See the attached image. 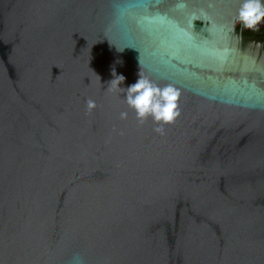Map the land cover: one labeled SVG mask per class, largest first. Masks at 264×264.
I'll return each instance as SVG.
<instances>
[{
  "label": "water",
  "instance_id": "95a60500",
  "mask_svg": "<svg viewBox=\"0 0 264 264\" xmlns=\"http://www.w3.org/2000/svg\"><path fill=\"white\" fill-rule=\"evenodd\" d=\"M243 2L0 0V264H264ZM140 72L180 93L160 132L119 89Z\"/></svg>",
  "mask_w": 264,
  "mask_h": 264
},
{
  "label": "clouds",
  "instance_id": "9594fccd",
  "mask_svg": "<svg viewBox=\"0 0 264 264\" xmlns=\"http://www.w3.org/2000/svg\"><path fill=\"white\" fill-rule=\"evenodd\" d=\"M237 21L246 29L258 31L259 26L264 23V4L261 0H244L238 11ZM124 80V76H117L110 85L119 87ZM119 89L121 92H126L125 100L135 110L137 119L141 123L151 116L161 125L156 129L158 132L162 131L163 125L173 123L180 115L178 107L180 93L171 85L162 88L157 86L148 78L143 77L141 72L136 83L127 89L121 87ZM94 107L95 102L89 100V110ZM126 117L127 113L122 112L121 118Z\"/></svg>",
  "mask_w": 264,
  "mask_h": 264
},
{
  "label": "flooded vegetation",
  "instance_id": "af4514ba",
  "mask_svg": "<svg viewBox=\"0 0 264 264\" xmlns=\"http://www.w3.org/2000/svg\"><path fill=\"white\" fill-rule=\"evenodd\" d=\"M243 32L247 35H257V36H264V23L261 24V26H259V30L258 31H253V30H249L243 27L242 24H240Z\"/></svg>",
  "mask_w": 264,
  "mask_h": 264
},
{
  "label": "trees",
  "instance_id": "16d2710c",
  "mask_svg": "<svg viewBox=\"0 0 264 264\" xmlns=\"http://www.w3.org/2000/svg\"><path fill=\"white\" fill-rule=\"evenodd\" d=\"M241 26V25H240Z\"/></svg>",
  "mask_w": 264,
  "mask_h": 264
}]
</instances>
